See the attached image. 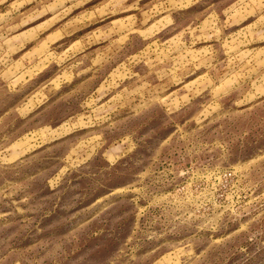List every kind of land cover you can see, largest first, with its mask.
Here are the masks:
<instances>
[{
  "label": "rangeland",
  "instance_id": "1",
  "mask_svg": "<svg viewBox=\"0 0 264 264\" xmlns=\"http://www.w3.org/2000/svg\"><path fill=\"white\" fill-rule=\"evenodd\" d=\"M0 264H264V0H0Z\"/></svg>",
  "mask_w": 264,
  "mask_h": 264
}]
</instances>
